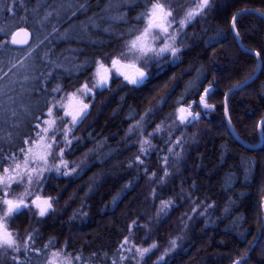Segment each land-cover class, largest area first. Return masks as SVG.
Segmentation results:
<instances>
[{"label": "trees", "instance_id": "16d2710c", "mask_svg": "<svg viewBox=\"0 0 264 264\" xmlns=\"http://www.w3.org/2000/svg\"><path fill=\"white\" fill-rule=\"evenodd\" d=\"M143 3L23 0L13 5L12 0H0V28L5 30L0 32V39H8L6 33L18 25L35 38V42L30 40L28 51L12 45L0 50V89L7 93L0 95V105L5 109L0 129L5 137H13L11 142L0 144L5 152L20 144L29 131V113L44 107L45 89L57 83L68 85L66 91H72V86L78 88L87 78L77 71L79 65H86L97 52L121 48L124 40L115 42V38L136 23ZM9 7L15 14L8 11ZM247 8L264 13V0H218L214 12L186 29L188 38L179 58L169 57L147 86L134 90L132 85L123 86L119 77L109 89L97 90L86 119L75 130V137L82 138L80 145L65 157L71 167L88 154L86 166L67 177L52 174L40 194L58 200L55 210L44 218L33 217L31 212L18 215L10 229L20 237L38 230V247L51 238L61 248L67 242V252L84 257L80 264H112L118 247L129 235L128 226L138 220L148 229L134 228L129 246L157 243L152 261L169 248V240L177 238L175 250L168 252L162 264H233L245 256L246 264H264V127L263 142L256 148L245 147L229 131L224 110L225 92L257 69L256 57L238 46L231 29L232 16ZM121 16L123 19H118ZM238 30L243 46L260 51L264 58V17L245 13L239 18ZM210 84L213 92L207 102L215 106L213 109L194 104L192 111L200 113V118L179 128L174 115L165 119L175 113L181 96L191 104L198 100L196 93L203 94V88ZM169 92L171 97L161 105L162 110L154 112L153 123L147 128V132H153L157 124H162L164 131L153 137L145 135L154 149L150 156L141 157L149 175L157 172L162 176V166L167 167L170 176L161 186L149 180L143 167L138 170L135 165L127 166L125 162L138 154L139 139L126 142L125 134ZM9 107L17 111V117L10 116ZM228 116L241 140L249 145L259 143L264 67L252 82L229 95ZM169 134L172 143L165 144ZM175 140H181L183 147L176 146ZM168 147H173L175 154L169 153ZM158 156H168V164L157 163ZM13 187L16 192L21 189ZM153 190L163 199L175 201L167 215L157 218L160 200L152 198ZM193 200L200 207L195 214L187 213L193 218L185 220L184 227L181 218L193 207ZM18 255L25 264H42L45 259L43 253ZM57 264H64L62 256Z\"/></svg>", "mask_w": 264, "mask_h": 264}, {"label": "snow or ice", "instance_id": "6c2138e0", "mask_svg": "<svg viewBox=\"0 0 264 264\" xmlns=\"http://www.w3.org/2000/svg\"><path fill=\"white\" fill-rule=\"evenodd\" d=\"M17 2L23 3V0H12L13 5ZM177 2H181V0H177ZM191 3L194 7L177 11L171 6L172 0H144L142 5L144 10L136 16V23L129 25L125 31L120 33L119 37L115 38V42L124 40L121 48L113 52H97L86 65H79L77 71L86 75L87 78L78 88L72 86V91H66L68 85L57 83L55 86L45 89L44 107L37 108L34 112L29 113L32 116L28 124L29 131L23 134L21 143L14 145L13 150L8 152L0 147V264H25V261H22L18 254H27L28 252L43 253L45 259L42 264H57V258L61 256L64 258V264H74V262L80 264L81 261H84V257L79 253L74 254L66 251L67 242L61 248L55 238H51L42 247H38V230L27 231L24 237H20L18 233L10 230V224L14 222L18 215H25L29 212L33 217L44 218L48 216L55 210L54 204L58 203V200L50 196L43 198L36 193L41 192L45 184L50 181L52 178L50 174L55 173L57 176L67 177L76 173L78 168L86 166L88 154H85L84 159L79 163L73 162L71 167L65 157L74 154L80 145L82 138L75 137V130L86 119L96 90L109 89L111 84L119 77L123 78L121 82L123 86L132 85L134 90L147 86L169 57L173 60L179 58L184 42L188 38L186 29L192 27L194 23L206 19L209 13L214 12L218 0H199L198 3L197 0H191ZM81 7H84L83 3ZM8 11L15 14L12 7H9ZM250 11L252 10L245 9L231 18V29L236 40L240 39L239 18ZM180 12L183 13L182 16ZM260 14L264 15V13ZM118 19H123V17H118ZM4 31L0 28V32ZM6 35L9 37L8 39H0V50L7 49L9 45H12L28 51L32 47L30 40L35 42L34 34L30 33L26 27L19 25L14 31L6 33ZM246 51L251 52L250 49ZM253 55L258 58L257 69L264 67V58H262L261 52L256 51ZM12 66L15 67V64ZM48 75L51 77L52 74L49 73ZM251 78L249 76L235 85L234 88L242 89ZM0 79H3V77H0ZM77 79H79V76H77ZM212 92L213 85L210 84L209 87L203 88V94L196 93L198 100H194L191 104H188L184 100V96H181L180 100L176 102L175 113H170L169 117L165 119H171L174 115L175 120L178 121L177 128L192 123L200 118V113L192 111L194 104L206 110L215 107L207 102ZM187 94L186 92L184 95ZM0 95H7V93L0 89ZM48 95H51V99H48ZM170 97L171 92L161 97L143 116H140L135 124L130 125L125 134L126 142L129 139L134 141L139 139L138 154L125 162L127 166L132 168L135 165L138 170L143 167L149 180L161 186L166 183V178L170 176L167 167L162 166V176H159L157 172H151L149 175V168L145 164V159L141 157L150 156L154 149L150 140L144 138L145 135L153 137L164 131L162 124H157L153 132H147V128L153 123L154 112L162 110L161 105L166 104ZM86 99L89 102H85ZM227 99L228 94H225L226 114L228 111ZM9 100H11V97H9ZM184 104H187V106H184ZM4 112L5 109L0 105V119L4 118ZM7 112L12 117L18 116L17 111L10 107ZM131 119H135V117ZM259 124L264 127V118L261 119ZM12 126L18 128L19 124H13ZM12 140L11 134L5 137L3 129H0V144ZM164 143H172L171 134L165 139ZM174 144L183 147L181 140H175ZM39 145L43 146V150L41 152L33 151L34 147ZM167 151L175 154L173 147H168ZM168 159V156H158L157 163L163 161V165H167ZM14 185L22 188L19 195H16ZM150 195L154 200H160L157 218L161 214L167 215L168 211L175 207L173 199H163L155 190ZM188 199L191 200V197L188 196ZM192 204L193 207L187 210L181 218L184 227H187L184 221L193 218L192 215L187 213L195 214L200 207V203L195 200L192 201ZM206 207H210V205ZM199 214L204 215L205 213L201 212ZM82 215H86V213H82ZM134 228L148 229V225H140L138 220L131 222L128 226L129 235L124 237L118 247L117 259H113L112 264H124L125 261L131 262V264H149V261H152V255L155 254L154 250L158 249V244L153 242L150 246L142 247L132 243L129 246V241L134 235L132 231ZM145 235L147 237V232ZM140 243L142 244L144 241ZM168 243L169 248L165 250L163 255L152 261V264H162L164 262L168 252L175 250L177 238L169 240ZM52 249L58 250L52 251ZM123 252L129 254L123 255ZM95 255L93 253V256ZM246 261L247 256L233 261V264H246ZM27 264H31V262L28 261Z\"/></svg>", "mask_w": 264, "mask_h": 264}, {"label": "water", "instance_id": "95a60500", "mask_svg": "<svg viewBox=\"0 0 264 264\" xmlns=\"http://www.w3.org/2000/svg\"><path fill=\"white\" fill-rule=\"evenodd\" d=\"M247 9H248V8H247ZM243 10H245V9H242V10L237 11L234 15H236L237 13H241V12H243ZM251 10H252V11H250V12L256 13V14H258L259 16L264 17V15H261L259 11L255 10V9H251ZM247 13H248V12H247ZM20 38H23V37H20ZM236 41H237L238 46H239L243 51H246V50L250 49V48H245L244 46L241 47V45H243L242 42H241V39L236 40ZM15 47H18V46H15ZM250 50H251V52H248V53H252V54H253L254 52H256V51H254L253 49H250ZM246 52H247V51H246ZM256 59H258V58H256ZM259 70H260V69H256L255 74H254V75H251L252 78L249 79V80L247 81V84L250 83V82H252V81L256 78V76H257ZM247 84H245L244 86H246ZM234 86H235V85H234ZM234 86L230 87V88L225 92V94H228V98H229V95H230L232 92L237 91V90H240V89H236V88H234ZM244 86H243V87H244ZM230 89L232 90L231 92H230ZM227 108H228V99H227ZM224 110H225V95H224ZM262 118H264V117H262ZM262 118H261V119H262ZM261 119H260V121H261ZM225 121H226V124H227L228 129H229V131L231 132V134H232V135L235 137V139H236L237 141H239L243 146H245V147H249V148H256V147H258V146L263 142L262 126H260L259 123H258V131H259V135H260V141H259V143H258L257 145H249V144L246 143L245 141L241 140V139L239 138V136L236 134V132H235V130L233 129V126L231 125V122H230V120H229L228 111H227V114L225 113ZM260 121H259V122H260Z\"/></svg>", "mask_w": 264, "mask_h": 264}, {"label": "rangeland", "instance_id": "374dc122", "mask_svg": "<svg viewBox=\"0 0 264 264\" xmlns=\"http://www.w3.org/2000/svg\"><path fill=\"white\" fill-rule=\"evenodd\" d=\"M198 3V1H197ZM171 6L176 9L177 11H180L181 9H190L192 7H194V5L191 3V0H181V2H177V0H172V4ZM175 14V13H174ZM180 15L182 16L183 13L180 12ZM124 43V42H123ZM123 45V44H122ZM122 78V77H121ZM123 79V78H122ZM99 90V89H97ZM96 90V91H97ZM85 102H88V100L86 99ZM43 150V146L42 145H39V146H36L34 147L33 151L35 152H41ZM52 174H55V173H52ZM50 174V175H52ZM46 175H49V174H46ZM22 191V188L20 189V191L16 192V195H19L20 192ZM38 195H41L43 198H48L46 196H43L42 194H40V192L36 193ZM34 211V210H33ZM11 231H13L14 233H16L14 230L10 229ZM36 255H39V254H36Z\"/></svg>", "mask_w": 264, "mask_h": 264}]
</instances>
